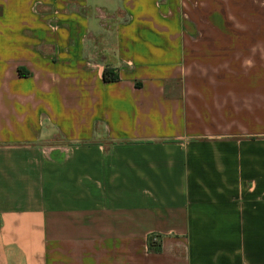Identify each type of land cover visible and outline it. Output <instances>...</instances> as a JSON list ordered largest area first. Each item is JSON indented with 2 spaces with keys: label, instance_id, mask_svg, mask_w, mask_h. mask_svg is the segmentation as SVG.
<instances>
[{
  "label": "crops",
  "instance_id": "0c3cea01",
  "mask_svg": "<svg viewBox=\"0 0 264 264\" xmlns=\"http://www.w3.org/2000/svg\"><path fill=\"white\" fill-rule=\"evenodd\" d=\"M235 1L0 0V264H264V22Z\"/></svg>",
  "mask_w": 264,
  "mask_h": 264
},
{
  "label": "rangeland",
  "instance_id": "374dc122",
  "mask_svg": "<svg viewBox=\"0 0 264 264\" xmlns=\"http://www.w3.org/2000/svg\"><path fill=\"white\" fill-rule=\"evenodd\" d=\"M237 0L234 2L233 9L242 7V15L238 14L240 20L234 17V22H246V23H260L264 22V0ZM104 12V10H103Z\"/></svg>",
  "mask_w": 264,
  "mask_h": 264
},
{
  "label": "trees",
  "instance_id": "16d2710c",
  "mask_svg": "<svg viewBox=\"0 0 264 264\" xmlns=\"http://www.w3.org/2000/svg\"><path fill=\"white\" fill-rule=\"evenodd\" d=\"M18 73L21 74V71L18 70ZM102 80L104 82H116L118 78L113 69L105 67L102 73Z\"/></svg>",
  "mask_w": 264,
  "mask_h": 264
}]
</instances>
